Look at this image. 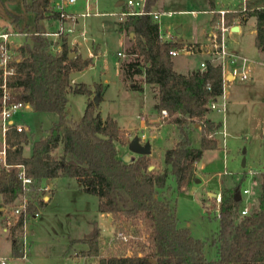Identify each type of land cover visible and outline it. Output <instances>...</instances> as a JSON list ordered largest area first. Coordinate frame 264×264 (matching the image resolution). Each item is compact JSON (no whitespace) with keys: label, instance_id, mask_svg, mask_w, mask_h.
Wrapping results in <instances>:
<instances>
[{"label":"trees","instance_id":"obj_1","mask_svg":"<svg viewBox=\"0 0 264 264\" xmlns=\"http://www.w3.org/2000/svg\"><path fill=\"white\" fill-rule=\"evenodd\" d=\"M49 0H22L26 10L32 12L35 31L17 46L18 56L10 63L12 73L6 76L11 98L29 103L33 111H50L56 119L45 133L31 141L28 156L22 154L27 139L25 131L10 127L6 133L7 159L22 163L26 175L32 178L24 189L16 177L17 168L0 169V206L12 203L17 197L26 198L25 207L17 213L9 227L12 243L20 242L23 221L36 213L42 205L39 189L45 179L56 176L73 177L81 189L97 197L98 212L110 213L112 219L120 217L138 220L148 242L142 255L98 256V264H264V168L261 172L257 206L241 217L236 216L238 201L232 190H221L218 204L219 228L216 232V256L207 259L203 253L204 241L191 235L186 227L177 225L171 202V176L176 191L183 190L193 177L194 162L204 149L217 147L210 133L220 122L204 115L209 111V98L220 93L219 67L206 64L202 70L181 73L173 69L168 50L179 45L176 38L162 40L158 36L156 21L147 13L127 14L118 23V29L127 34L130 44L125 48L130 56L118 64L122 82L128 88L141 90L142 84L154 88L153 107L166 110L167 122L174 125L175 138L163 151L160 171L148 169L147 154H136L123 160L117 156L115 142L122 141V130L110 116L101 118L92 100L87 99L78 119L68 115L65 105L67 91L90 94L100 92L99 83L90 90L83 82L71 85L69 74L86 67L89 57L69 56L66 38H59V51L52 52L50 38L38 30V20L45 16ZM213 7L214 0H206ZM263 0H247L246 10L226 12L227 23L239 16L253 15L255 34L253 43L264 52ZM156 0H144L143 10L151 9ZM138 75V80L134 76ZM200 128L197 146L191 145L190 124ZM59 147V152L55 149ZM1 212V211H0ZM99 231L93 225L83 237L88 248L85 254L98 255Z\"/></svg>","mask_w":264,"mask_h":264},{"label":"rangeland","instance_id":"obj_2","mask_svg":"<svg viewBox=\"0 0 264 264\" xmlns=\"http://www.w3.org/2000/svg\"><path fill=\"white\" fill-rule=\"evenodd\" d=\"M25 1L28 2L29 0ZM55 1L51 0L49 11H52ZM115 1H90L88 6L90 13L84 17L78 16V20L75 23L76 29L84 31V38L80 36L76 38L80 51L86 54L91 43H93L98 45L99 54L97 57H94L97 55V46H92L90 51L93 56H86L90 58V63L83 69L74 71L72 77L76 81L84 82L90 86L93 83L103 84L102 97L98 101L97 106L99 115L103 118L105 116L112 117L121 128H124L121 129L122 141L115 142L117 156L121 158L124 154H128L134 157L136 154L128 150L127 141L131 138V134L137 133L140 135L142 131L148 137L147 130H141L139 127L138 116L144 117L146 114L147 116L152 113L154 114V108L148 89L144 88L142 92L126 89L128 81L123 83L120 78L118 62L130 58L126 54L124 47L126 40L129 41L127 45L130 44L129 38L131 36L125 31L123 35L115 29L114 18H117V15H107V11L117 10L118 6L115 5ZM216 1L219 5L233 9L237 7L240 0ZM83 8V0H76L72 4L64 5V9L68 12H80ZM151 9L171 12L169 15L162 14L158 18L160 31L168 32L171 38H176L177 35L187 38V35L196 33V31L204 26L205 35L208 27L207 24L215 17V12H213L208 22L206 21L207 16L211 12L207 10L205 0H156ZM191 9H205V11L193 15L187 12V10ZM95 11L98 13H93ZM13 15L17 16L15 23L12 18ZM46 24L45 18H41L38 20L37 26L45 28ZM52 26H56V24ZM253 26L254 19L250 17L238 32H231L227 38L229 47L253 59V62L251 63V78L247 80L234 78L229 80L225 86L227 101L223 115L221 112L211 110V116L216 121L220 122L222 120L225 132L224 136L221 137L218 131L210 133L211 136L216 138L217 147L203 150L197 165L193 166V177L190 184L183 190H175L174 181L171 176H168L166 180L167 184L171 185L170 198L174 205L177 225L186 227L192 236L204 241L203 253L207 259L216 256V232L219 228V220L216 202L212 194H205L206 190L212 189L217 191L222 187L228 186L230 187L226 189L232 190L236 184H239L237 179L240 173L253 169L256 171V174L254 173L256 185L252 187L253 193L251 191L248 199L250 206H253L252 202H250L251 197L254 195V191L259 183L258 178H260L264 168V67L260 63L264 59V52L261 54L253 43V33L251 31ZM1 27L12 30L28 29L29 31H34L36 25L32 12L24 8L22 0H0ZM176 27L181 28L180 33H176ZM72 35L74 34L72 33ZM26 36L13 35L11 37L14 40L13 44L17 47ZM69 37L67 41L72 36L70 35ZM58 43L59 38L54 44L57 45ZM50 49H52V46H50ZM68 49L72 52V55L76 52V54H79L83 58L77 46H68ZM116 51H121L122 55H117ZM201 58L200 54H183L180 52L172 56L173 67L178 71H186L198 66ZM134 79L138 80V75H135ZM89 99L91 100V97ZM84 104L85 94L67 93L65 109L73 119L80 117ZM165 117H160L159 121L163 123L166 129L163 127V129L158 130L155 139L157 142L150 140V146L151 148L154 147V149L152 155L149 156V165L151 166L150 169L154 171L162 169L163 149L171 145L175 138L174 125L167 122ZM12 118L27 127V139L22 144V151L27 154L30 152L31 141L45 133V129L56 119V114L50 111H33L25 107L20 112L14 113ZM155 124L157 125V122ZM189 127L191 143L197 145L200 128L198 125L192 123ZM151 130H156V127H152ZM59 150L58 147L55 149V152H59ZM200 164L201 166H199ZM193 178H199L200 180L194 181ZM242 181L239 184L240 188L247 184L245 181ZM46 193L47 190H41L40 195ZM240 195L243 199L244 194L241 193ZM96 200L97 197L94 194L80 190L74 178L63 177L56 180L53 199L51 203L45 206L40 218L35 222L38 234L40 231L44 233L39 236L41 240L38 246L39 248L41 245L42 247L47 246V249L50 251L49 255L46 257L30 255L27 258H20L21 247L18 241L12 245L8 256L19 258H9L7 264H70L67 260H62L56 256L55 251L61 248L63 239L65 240L66 237L65 234L70 233L71 235L77 233L82 235L84 233L83 237L88 234V221L94 217L95 211L93 209ZM18 202L19 200L15 199L10 204L1 205L3 209H0V211H4L3 217L5 221L8 220L13 223L17 215L13 209L18 205ZM252 208L250 207V210ZM108 214L110 216L108 221L103 217L99 218L100 234L98 237V247L100 248V255L105 253L104 244H107V238L112 233L114 234L115 230L121 228L123 222H131L132 224L131 228H127L126 231L132 230V237L135 243L129 241V245L134 247L136 243H140L137 237L140 234V230H142V225H140L138 220L132 219L131 221V218L123 219L121 217L119 219H112L111 214ZM61 237L64 238L62 239ZM113 244L112 248L108 249L107 254L119 253L128 242L116 240ZM6 247L5 241L0 239V250L5 251L3 249Z\"/></svg>","mask_w":264,"mask_h":264},{"label":"built area","instance_id":"obj_3","mask_svg":"<svg viewBox=\"0 0 264 264\" xmlns=\"http://www.w3.org/2000/svg\"><path fill=\"white\" fill-rule=\"evenodd\" d=\"M76 0H56L55 4L52 6V11L56 15L57 18V25L53 30L50 31H39L41 34H44L48 38L52 40H58L61 36L67 37L72 35L74 32V24L77 22L78 16L84 17L87 16L90 12L88 11V3L93 0H83L84 8L80 12H68L64 9L65 4H72ZM144 0H125L123 1V7L120 8L118 11H111L107 12L108 15H117L119 19H123V17L127 14H140V13H147L152 20L156 21L158 27V18L162 14L169 15L170 11H163V10H154L150 9L148 11H144L143 6ZM246 1L247 0H240L237 7L233 9L228 8H217V9H210L211 13L215 12L214 19L208 23L207 30L204 35V39L198 42L190 41V42H183L179 43L176 47H171L168 50L170 57L178 54H200L202 58L198 62V66L196 69L202 70L205 68L206 64H212L219 67L220 71V78H221V91L220 93L214 95L213 97L209 98L206 106L209 110H215L223 112L226 106V91L225 86L227 85L228 81L234 78L240 80H247L251 78V63L253 60L248 58L247 56L239 53L236 49L231 48L228 46L227 38L231 32L234 30L232 29L233 25H236L235 20L239 19L240 17L237 16L230 23H227L225 14L230 10H239L240 12H244L246 10ZM262 5L264 6V0L262 1ZM205 10H187L190 14H195L196 12H201ZM93 13H98L97 11ZM31 33H38L37 31H29L26 29H17L12 30L8 28H0V169L8 170L11 167L17 168L16 177L20 181L22 187L24 189H28L29 184L32 182V178L25 174L23 164L22 163H10L7 159V148L8 144L6 142V133L10 127H13L16 131H25L27 127L24 124L16 122L12 116L14 113L20 112L25 107L30 108L28 102L23 100H15L11 98L10 88L6 84V76L12 73V65L10 64L17 56L18 51L17 47L13 44L14 40L11 37L13 35H21L25 36ZM79 36L83 37L84 32L81 29L78 31ZM158 36L162 40H171L168 32L160 31L158 27ZM52 52L59 51L60 47L59 44L55 45L54 42L51 44ZM117 54L122 55L121 52L117 51ZM262 66L264 67V59L260 61ZM159 115L161 118L167 115L165 109H161L159 111ZM221 124L218 126L216 131L221 134V137L224 136V128L222 125V120L220 121ZM138 136L139 142L143 139V134L134 133ZM133 134V135H134ZM132 135V134H131ZM130 135V137H132ZM255 173L254 170L248 169L246 171H242L240 176L238 177L239 184L240 181L246 179L248 182L241 188H238L239 191V199L237 200L239 205L236 211V216L241 217L243 215L248 214L251 210L250 207L247 205V198L251 194V189L254 185H256V181L254 180L253 174ZM40 190H48L47 183L41 184ZM241 193L244 194V198H241ZM41 199L43 200V195H40ZM213 198L216 202V209L218 214V204L220 202V193L216 192L213 195ZM19 200L18 205L14 207L13 211L17 214L20 209L25 207L26 198L23 196H19L17 198ZM243 200V203H242ZM35 214V213H33ZM27 219V218H26ZM25 219V220H26ZM22 224L21 229V253L19 255L20 258H24L26 254V246H25V234L23 231L24 222ZM140 223V222H139ZM141 225V223H140ZM131 222H123L121 224V228L115 230L114 234L112 233L107 238V244H104V254L101 256H129V255H142L145 251H147L148 242L145 239V235L142 230H140V234L137 237L140 240L135 244V246H130L129 241L135 243L134 238L132 237V230L126 231L127 228H131ZM119 240L121 242H128V244L123 247L120 252L118 253H108V249L110 250L113 243ZM131 242V243H132ZM11 258L8 255H3L0 253V264H7L8 259Z\"/></svg>","mask_w":264,"mask_h":264},{"label":"crops","instance_id":"obj_4","mask_svg":"<svg viewBox=\"0 0 264 264\" xmlns=\"http://www.w3.org/2000/svg\"><path fill=\"white\" fill-rule=\"evenodd\" d=\"M94 2H95V0H93ZM119 0H116L115 1V5L116 6H118L117 7V10H114V11H118L120 8H122L123 7V5H122V3H123V1L124 0H120V4H116L117 2H118ZM206 1V0H205ZM217 1L216 0H214V5H213V7H209V5H208V3H207V1H206V5H207V10H210V9H215L216 7L217 8H228V7H224V6H222V5H219V4H217L216 3ZM89 4H90V2L88 3V6H89ZM49 5H51V0H49L48 1V5H47V7H46V10H45V16L43 17V18H45V20L47 21V24H46V26H45V28H40V27H38V30L39 31H50V30H53L56 26H52V25H57V18H56V15L53 13V11H49L48 9H49ZM217 5V6H216ZM192 10V9H191ZM196 10H198V9H196ZM201 10H205V9H201ZM107 12H111V11H107ZM198 12H196L195 14H197ZM194 14V15H195ZM108 15V14H107ZM110 16H116V15H110ZM212 16V13H209V16H207V19H206V21L208 22V20H209V18ZM250 17H253V19H254V26H253V28L251 29V31H252V33H253V37H254V34H255V18H254V16L253 15H249V16H245V17H243V18H239V19H236L235 20V22H236V30H234V31H236V32H238L239 30H240V28H241V26H244L245 24H246V22H247V20H248V18H250ZM14 20H13V22L15 23L16 21H17V16L16 15H13V17H12ZM114 22H115V29L118 31V32H120V33H122L123 35H124V31L122 30V31H120L119 29H118V23L117 22H119V21H121V19H119V17H117V18H114ZM53 22H55V24H53ZM177 28V27H176ZM204 29H205V26L202 28H200V30H198V31H196V33L194 32L193 34H190V35H187L186 37L187 38H184V37H182L181 35H177V39H178V41H179V43L181 44V43H183V42H190V41H194V42H198V41H201L202 39H203V36H204ZM28 30V29H27ZM81 29H76V26H75V24H74V32H73V34L74 35H71L72 37H71V39L69 40V41H67V38L70 36H67V37H65L66 38V44H67V47L69 46H77V48H78V51L81 53V55L83 56V58L84 57H86L87 55H90V56H93L92 54H91V51H90V49L92 48V46H97V55H95L94 57H97L98 56V54H99V51H98V45L97 44H93V43H91V46H90V48L87 50V53L86 54H83L81 51H80V47H79V45H78V43H77V40H76V38L79 36V34H78V31H80ZM180 31H181V28H180ZM84 32V31H83ZM177 33V32H176ZM178 33H180V32H178ZM130 34V33H129ZM81 37V36H80ZM70 38V37H69ZM83 38H84V35H83ZM186 39V40H185ZM52 41V40H51ZM54 43L56 42V40H54L53 41ZM52 42V43H53ZM127 43H129V41L128 40H126V45H125V47H124V49L128 46L127 45ZM59 44V43H58ZM119 52H121V51H119ZM261 54H262V52H260ZM74 54H76V52H74L73 53V55ZM116 54H117V51H116ZM117 55H119V54H117ZM93 57V58H94ZM172 58V57H171ZM92 59V58H91ZM251 59V58H250ZM251 60H253V59H251ZM90 63V62H89ZM119 63V62H118ZM172 67H173V62H172ZM197 68V66H195V67H192V68H190V69H187L186 71H178V70H176L174 67H173V69L174 70H176V71H178V72H181V73H187V72H191V71H193L194 69H196ZM74 71H71L70 72V74H69V83L71 84V85H73L74 83H77L78 81H76L75 79H74V77H72V73H73ZM84 83V82H83ZM100 84V86H101V91L99 92V96H98V101L101 99V95H102V90H103V84L102 83H99ZM87 85V84H86ZM87 87L90 89V90H93V85H87ZM126 89H131V88H128V87H125ZM144 88H146V89H148V91L150 92V95H151V98H152V105H153V103H154V101H155V97H154V88L151 86V85H149V84H142V87H141V90H139V91H143L144 90ZM131 90H137V89H131ZM68 92H71V91H67V93ZM94 91H92L90 94H85V93H81V94H85V104H86V102H87V99H89V97H91L92 98V96L94 95ZM98 101H97V106H98ZM84 104V105H85ZM154 108V107H153ZM31 109V108H30ZM96 109H97V107H96ZM97 111H98V109H97ZM157 110L154 108V114L152 113V114H149L148 116H147V114H146V116L144 115V117L143 116H141V115H139L138 116V118H139V127H140V129L141 130H147V133H148V137H147V135L144 133V131H142L141 132V134H143V139L140 141V142H144L145 140H148L149 141V144H150V140H152V142H153V140L154 141H156L155 139H156V134H157V132H158V130L159 129H163V127L165 128V126L163 125V123L162 122H160L159 121V118L161 117L160 115H159V113H158V111L156 112ZM99 112V111H98ZM206 118H208V119H210V120H213L214 122H217L212 116H211V110H209L208 112H206L205 113V115H204ZM101 117V116H100ZM101 118H103V117H101ZM146 118V119H145ZM54 121V120H53ZM116 121V120H115ZM147 122H152V123H147ZM155 122H157V125L155 124ZM219 122V121H218ZM116 124H117V126L120 128V129H124V128H121L119 125H118V123H117V121H116ZM156 125V126H155ZM26 126V125H25ZM152 127H156V130H151V128ZM224 128V127H223ZM166 129V128H165ZM46 130V129H45ZM42 135V134H41ZM36 139V138H35ZM157 142V141H156ZM169 142V141H168ZM191 145L192 146H197V145H194V144H192L191 143ZM170 145H168V146H166V147H164V149L165 148H167V147H169ZM153 149H154V147H152L151 148V146H150V152H149V154H147V155H149V156H151L152 155V153H153ZM164 149H163V151H164ZM22 150H23V148H22ZM203 152V151H202ZM30 153V152H29ZM29 153H27V154H25V153H23V151H22V154L24 155V156H28L29 155ZM135 154V153H134ZM123 160H128V159H131V158H133V156H130V155H128V154H124L123 155V157H121ZM199 160V159H198ZM198 160H196L195 162H194V165L196 166L197 165V163H198ZM243 163V162H242ZM199 166H201V164L199 165ZM150 165H149V167H148V169H150ZM253 170V169H252ZM255 174H256V171H255ZM253 176H254V174H253ZM63 177H67V176H56V177H53V178H50V179H45L43 182H42V184H44V183H47V185H48V190H47V193L46 194H44L43 195V203H42V205L38 208V210H37V212L35 213V214H31V215H29L28 217H27V219L25 220V222H24V226H23V231H24V234H25V246H26V254H25V257L24 258H27L28 256H30V255H38V256H42V257H46V256H48L49 255V250L47 249V246H44V247H42V245H41V247L39 248V246H38V243L40 242V235L42 234H44L42 231H40V233L38 234V232H37V230H36V226H37V224L35 223L36 222V220L38 219V218H40V215H41V212H42V210L45 208V206L46 205H48L49 203H51V201H52V199H53V192H54V184H55V182H56V180H58L59 178H63ZM73 178V177H72ZM201 178V177H200ZM75 179V178H74ZM259 180V183H258V185H257V187H256V189H255V191H254V195L251 197V201L250 202H252V204H253V206H250V203H248V199H249V197L247 198V205H249V207H253V208H255L256 206H257V196H258V194H259V192H260V181H261V176H260V178H258ZM76 180V179H75ZM200 179L198 178V181H199ZM77 181V180H76ZM243 181H245L246 183L248 182L246 179L245 180H243ZM242 181V182H243ZM77 183H78V188L80 189V190H82L81 189V184H80V182L79 181H77ZM230 186H228V187H222V188H220L219 190H217V191H214V190H212V189H207L206 190V192H205V194H212V196L216 193V192H219L220 194H221V190H223L224 188H229ZM258 189V190H257ZM83 191V190H82ZM252 193H253V191H252ZM251 195V194H250ZM249 195V196H250ZM1 198V197H0ZM0 209H3V206H0ZM4 210H5V207H4ZM94 211H95V213L93 214V216L94 217H92L87 223L89 224L88 225V227H87V231L88 230H90L91 229V227L93 226V225H96V227L98 228V231H99V234H100V226H99V218L100 217H103V218H105L107 221L109 220V218H110V216H109V214L108 213H106V212H98L97 210H96V208H95V206H94V209H93ZM3 215H4V211H1L0 212V239H2L3 241H5V243L7 244V247L5 248V249H3V250H5V251H1L0 250V253L1 254H3V255H9V251H10V249H12V245H13V243H12V239L10 238V235H9V227H10V225L12 224V221L10 222V221H8V220H6L5 221V219H4V217H3ZM6 225H7V227H6ZM86 231V232H87ZM84 234V233H83ZM83 234L82 235H79V234H77V233H74V234H71L70 235V233H67V234H65V240L63 239L64 237H61L62 239H63V242H62V246H61V248L59 249V250H57V251H55V255L56 256H58L60 259H62V260H67L70 264H98V256L100 255L99 254V247H98V255H89V254H85L84 252H85V250L88 248V246H87V243L86 242H84L83 241ZM38 237H39V239H38ZM99 237V236H98ZM3 243V242H2ZM20 247H21V243H20ZM20 253H21V251H20ZM19 253V254H20ZM51 254V253H50ZM11 258H19V257H11Z\"/></svg>","mask_w":264,"mask_h":264},{"label":"water","instance_id":"obj_5","mask_svg":"<svg viewBox=\"0 0 264 264\" xmlns=\"http://www.w3.org/2000/svg\"><path fill=\"white\" fill-rule=\"evenodd\" d=\"M120 0L116 3V4H120ZM236 25H233L232 26V29L233 30H236ZM175 31L178 33L180 32V27H177L175 29ZM132 33L130 32V35ZM69 56L72 55V52H70L68 54ZM98 96H99V93L96 91L94 93V95L92 96L91 100L94 104L97 103L98 101ZM127 148L128 150H130L131 152L135 153V154H149L150 152V144H149V141L148 140H145L144 142H139L138 140V136L137 135H133L128 141H127ZM149 167V166H148ZM194 181H198V178H193ZM233 199L234 200H238L239 199V191L238 189L237 190H234V193H233Z\"/></svg>","mask_w":264,"mask_h":264}]
</instances>
